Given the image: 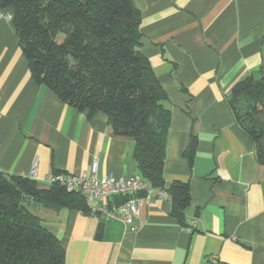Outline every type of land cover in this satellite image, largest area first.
Instances as JSON below:
<instances>
[{"label":"crops","instance_id":"crops-1","mask_svg":"<svg viewBox=\"0 0 264 264\" xmlns=\"http://www.w3.org/2000/svg\"><path fill=\"white\" fill-rule=\"evenodd\" d=\"M132 2L142 17L139 51L171 113L166 189L190 187L184 224L155 190L137 232L67 208L28 209L61 241L65 264H264V164L228 104L239 82L264 77V0ZM3 14L13 11L0 9V172L49 186L51 173H89L97 160L100 177L140 176L133 138L116 135L103 113L89 119L35 83Z\"/></svg>","mask_w":264,"mask_h":264},{"label":"trees","instance_id":"trees-1","mask_svg":"<svg viewBox=\"0 0 264 264\" xmlns=\"http://www.w3.org/2000/svg\"><path fill=\"white\" fill-rule=\"evenodd\" d=\"M0 9L13 11V27L35 83L89 119L103 113L116 135L133 138L140 176L166 191L171 214L184 224L190 187L174 182L166 189L171 113L162 104L166 92L139 51L142 17L132 0H0ZM228 104L264 164V77L239 82ZM194 149L192 143L186 153L190 162ZM130 198L121 195L110 203ZM32 204L92 215L79 192L0 172V264H65L61 241L28 209Z\"/></svg>","mask_w":264,"mask_h":264},{"label":"built area","instance_id":"built-area-1","mask_svg":"<svg viewBox=\"0 0 264 264\" xmlns=\"http://www.w3.org/2000/svg\"><path fill=\"white\" fill-rule=\"evenodd\" d=\"M11 20L12 16L3 14ZM37 173V164L33 166L31 177ZM48 184H60L68 192H79L85 199L90 213L97 218L121 221L130 232H137L141 221V212L151 201L153 191H159L162 196L168 197L165 191L154 189L141 176L131 177L99 176V163L94 160L89 173L79 175L65 173H51L47 178ZM142 194V196H137ZM121 195L131 198L123 204H111L110 200ZM188 232L196 226L195 220L188 225Z\"/></svg>","mask_w":264,"mask_h":264},{"label":"water","instance_id":"water-1","mask_svg":"<svg viewBox=\"0 0 264 264\" xmlns=\"http://www.w3.org/2000/svg\"><path fill=\"white\" fill-rule=\"evenodd\" d=\"M263 70H264V66H263Z\"/></svg>","mask_w":264,"mask_h":264}]
</instances>
